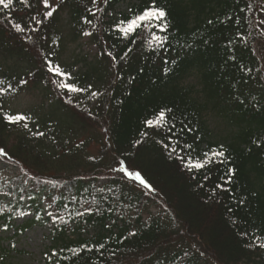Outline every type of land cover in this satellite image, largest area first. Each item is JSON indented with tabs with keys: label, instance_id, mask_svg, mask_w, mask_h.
Instances as JSON below:
<instances>
[{
	"label": "trees",
	"instance_id": "16d2710c",
	"mask_svg": "<svg viewBox=\"0 0 264 264\" xmlns=\"http://www.w3.org/2000/svg\"><path fill=\"white\" fill-rule=\"evenodd\" d=\"M123 1L48 0L42 23V0L0 5V148L31 177L0 181L13 200L0 220L30 210L50 224L46 264H264V0H155L168 27L156 51L142 29L116 30L153 0L117 12ZM85 33L97 53L74 80L92 87L66 95L44 61ZM35 89L45 115L10 123L8 102ZM164 109L168 123L146 127ZM216 151L223 162L185 166Z\"/></svg>",
	"mask_w": 264,
	"mask_h": 264
},
{
	"label": "rangeland",
	"instance_id": "374dc122",
	"mask_svg": "<svg viewBox=\"0 0 264 264\" xmlns=\"http://www.w3.org/2000/svg\"><path fill=\"white\" fill-rule=\"evenodd\" d=\"M128 7L129 0H124L117 9L121 12L127 10ZM62 19L66 24V16ZM63 31L67 34V25ZM96 53L97 47L90 42L88 35L77 42L66 41L63 49L57 54V66L68 74L63 77V81L73 82L77 85V81L74 80L75 76L86 67L83 60L87 58L89 62H93ZM59 80L62 82L61 78ZM191 81L194 82V80ZM50 91L55 93L54 84H51ZM45 95L39 89L20 93L8 102L9 111L12 115L27 114L30 119L40 118L47 112ZM210 124L213 129L216 127V133L218 128L216 121L210 118ZM23 172L24 169L20 165L0 156V181L6 182L19 175H22L25 181L31 180V177L27 174L24 175ZM0 198L6 203L12 201L11 198H5L2 195ZM33 216L32 212H27L16 217L14 227L8 229L3 226V221L0 220V246L5 250L7 264H46L50 254L52 227L33 223L23 233L20 231V226L24 224L26 226L27 222L30 223Z\"/></svg>",
	"mask_w": 264,
	"mask_h": 264
},
{
	"label": "snow or ice",
	"instance_id": "6c2138e0",
	"mask_svg": "<svg viewBox=\"0 0 264 264\" xmlns=\"http://www.w3.org/2000/svg\"><path fill=\"white\" fill-rule=\"evenodd\" d=\"M13 3V0H0V5L3 6L4 9H8L9 6ZM42 3L44 5L45 11L43 12L40 19H37L36 17H33L32 19L35 20L37 23H42L43 18L45 17H51L53 15V12L51 10H48L51 8V5L49 4L48 0H42ZM167 13L162 8L157 6L155 3V0H153V3L149 6H146L139 14H135L131 19L124 21L123 23L126 24V27L123 29L117 27V31H121L122 34L125 35H133L137 33V30L142 29L147 35L146 39L149 43L154 42L155 47L152 49L153 51H156L157 49L165 48L167 45V37L165 35H162V33H166L168 31V27L165 23ZM209 23H212V21H209ZM19 27V26H18ZM85 35H88V33H85ZM110 55V53H109ZM45 66L47 68V71L50 73L51 76L59 77L61 78V83L57 85L58 89L61 91H64L65 94L69 93H77V92H85L91 90V85L88 86V89H83L77 87L73 82H65L63 81V77L65 75H68L66 72H64L59 66L53 64L49 60L44 61ZM3 81H0V84H2ZM22 83H27V81H24ZM0 94H5V90L0 89ZM93 96L98 95L97 92L91 93ZM71 103V101H69ZM171 109H164L161 110L158 114L157 121L153 123V121L148 120L145 122L146 127H152V128H163L168 123V117L167 113L170 112ZM6 119L13 124H16L18 122L24 121L27 119L26 116L22 114H16L7 116ZM163 121V123H161ZM25 128H27V124L24 125ZM175 127V125H171L168 128V131H172V129ZM37 135L43 136V132L37 133ZM175 151V149H173ZM0 156H7V153L4 151L3 148H0ZM209 156L212 158L209 159ZM224 157V153L222 151H216L213 153L205 154L204 160L201 161H191V158L185 161V166L189 171H199L205 167H207L209 164L215 162L217 159H219L221 162L222 158ZM181 160H184V157H180ZM114 171H120L126 174V176L135 182H138L139 185H141L143 188L148 189L149 191H155V189L149 184L145 178L141 175V172L139 170L131 171L128 168H116L113 169ZM234 169H228V179L227 183H231L232 175L234 174ZM217 187L223 189V185H218ZM91 209H88L90 211ZM134 235V233H133ZM86 250L91 251V249L88 248V246H84ZM101 247H103L101 245ZM261 247H264V245H261Z\"/></svg>",
	"mask_w": 264,
	"mask_h": 264
}]
</instances>
